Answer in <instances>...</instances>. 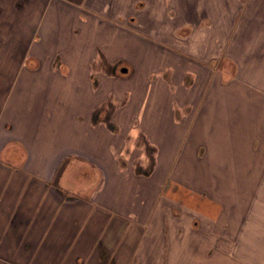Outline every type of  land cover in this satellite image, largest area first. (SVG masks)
Segmentation results:
<instances>
[{
  "label": "crops",
  "instance_id": "crops-1",
  "mask_svg": "<svg viewBox=\"0 0 264 264\" xmlns=\"http://www.w3.org/2000/svg\"><path fill=\"white\" fill-rule=\"evenodd\" d=\"M142 1L0 0V264H263L264 0Z\"/></svg>",
  "mask_w": 264,
  "mask_h": 264
},
{
  "label": "rangeland",
  "instance_id": "rangeland-1",
  "mask_svg": "<svg viewBox=\"0 0 264 264\" xmlns=\"http://www.w3.org/2000/svg\"><path fill=\"white\" fill-rule=\"evenodd\" d=\"M140 0H137V4ZM144 1V0H143ZM142 1V2H143ZM263 3L261 2V5ZM260 5V6H261ZM138 6V5H137ZM244 7L243 5H240V3L238 4H233L232 5V9L233 11H238L240 7ZM254 6V4H253ZM258 5H256L257 7ZM165 7V8H164ZM177 4H169L168 8L170 9H176ZM179 7V6H178ZM252 7V5H251ZM139 8V7H137ZM162 8V10H161ZM178 10V9H177ZM125 12H128L130 14V16L134 17L136 16L139 21L141 22L143 27L148 28V30L151 31H158L160 33V37L162 39L167 40L168 42H172L175 43V35L173 34V31L176 30L178 27H180L185 21H183L182 19H179L174 12L171 13L168 10L166 11V4L163 5H156L155 7H152L150 9H148L144 14L140 15L138 13L133 12H129L127 10H124ZM250 11V8L247 10ZM177 12V11H176ZM181 14V13H180ZM184 18V15L181 14ZM190 19H187L188 23L191 22V24H189V26H187L188 29V33L184 34L185 36V44L187 46H189L191 44V40H192V29L194 27V22H197L194 15H190L189 17ZM194 19V20H192ZM186 20V19H184ZM233 23V20H232ZM193 24V25H192ZM227 24V23H226ZM255 24H259L258 26H263L264 27V19L263 20H259L257 22H253L251 20L248 21V25L254 26ZM222 26V24H220ZM215 28V26H214ZM212 28V29H214ZM183 28H181L182 30ZM215 30H220L219 26L216 25V29ZM193 41H195V38H193ZM189 53H191V51H189ZM65 166V165H64ZM56 183V182H55ZM229 240H231L233 242V247L231 248L233 251L238 252V248H239V237L237 235L232 236ZM237 242L235 245L234 243ZM237 246V247H236ZM223 248V247H222ZM218 251L224 252L223 249H220ZM236 257V256H234ZM216 264H257L255 263V260L252 259H232L230 261L228 260H222V259H217L215 261ZM259 263H263L264 261H260ZM201 264H206V263H201Z\"/></svg>",
  "mask_w": 264,
  "mask_h": 264
},
{
  "label": "water",
  "instance_id": "water-1",
  "mask_svg": "<svg viewBox=\"0 0 264 264\" xmlns=\"http://www.w3.org/2000/svg\"><path fill=\"white\" fill-rule=\"evenodd\" d=\"M124 72H126L127 71V68H124V69H122Z\"/></svg>",
  "mask_w": 264,
  "mask_h": 264
},
{
  "label": "clouds",
  "instance_id": "clouds-1",
  "mask_svg": "<svg viewBox=\"0 0 264 264\" xmlns=\"http://www.w3.org/2000/svg\"><path fill=\"white\" fill-rule=\"evenodd\" d=\"M132 135H133V136H135V135H136V133H135V132H133V133H132Z\"/></svg>",
  "mask_w": 264,
  "mask_h": 264
}]
</instances>
